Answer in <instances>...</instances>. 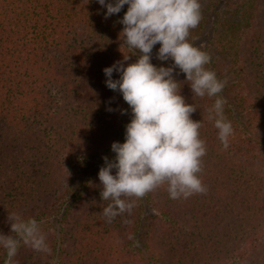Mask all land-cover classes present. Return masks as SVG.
<instances>
[{
    "label": "trees",
    "instance_id": "trees-1",
    "mask_svg": "<svg viewBox=\"0 0 264 264\" xmlns=\"http://www.w3.org/2000/svg\"><path fill=\"white\" fill-rule=\"evenodd\" d=\"M128 7L106 19L98 0H0V233L12 234L9 213L35 218L51 249L21 244L13 264H264V0L236 7L224 48L235 78L219 94L234 129L228 149L208 118L217 97L180 82L202 122L207 193L174 200L165 185L109 223L98 174L132 113L103 70L140 55L123 43ZM224 66L205 67L222 81Z\"/></svg>",
    "mask_w": 264,
    "mask_h": 264
},
{
    "label": "clouds",
    "instance_id": "clouds-1",
    "mask_svg": "<svg viewBox=\"0 0 264 264\" xmlns=\"http://www.w3.org/2000/svg\"><path fill=\"white\" fill-rule=\"evenodd\" d=\"M98 2L107 8L106 19L129 6L119 21L124 25L123 43L132 54L140 53L137 61L127 67L125 62L130 57L124 55V61L103 70L106 86L122 94L132 113L126 125L125 142L112 144L115 158L110 161L104 157L106 166L98 174L101 198L110 201L102 214L111 223L126 212L130 215L137 199L165 185L174 200L207 193L200 177L203 157L207 154L206 142L200 138L202 122L191 118L197 108L180 95L181 84L173 75L176 68L186 74L194 96L217 97L208 118L218 129L224 150L229 147L234 129L224 115L227 100L219 96L227 81L219 80L215 71L205 67L211 62V55L188 41L191 30L202 19L200 0ZM158 43L161 47L156 58L171 59L173 66L157 67L151 62L153 48ZM114 72L120 73L119 79L112 78ZM7 219L12 234L0 233V247L5 249L7 257L5 264H13L21 244L37 252L51 253L46 235L35 218L25 220L9 213Z\"/></svg>",
    "mask_w": 264,
    "mask_h": 264
},
{
    "label": "rangeland",
    "instance_id": "rangeland-1",
    "mask_svg": "<svg viewBox=\"0 0 264 264\" xmlns=\"http://www.w3.org/2000/svg\"><path fill=\"white\" fill-rule=\"evenodd\" d=\"M243 1L245 0H200L202 6L201 32L194 42L188 40L194 46L200 47L203 51L209 53L212 57V64L216 61L225 63L222 81L226 80L227 83L234 82L235 78L232 70L233 58L224 51V48L232 38L230 28L232 22L237 19V15H235L236 7ZM160 47L161 45L158 44L153 48L151 54L153 65L157 67L173 66L174 61L171 59L160 61L156 58ZM173 75L178 83L183 81L186 76V74L180 72L179 68L175 69ZM113 78L119 79L120 74L116 76L113 74ZM262 134L264 135V133ZM146 212L150 214L154 213L155 210L147 206ZM139 246H141L140 242Z\"/></svg>",
    "mask_w": 264,
    "mask_h": 264
}]
</instances>
